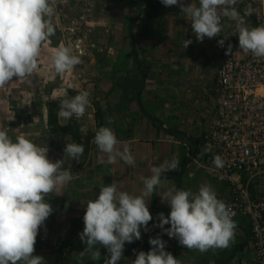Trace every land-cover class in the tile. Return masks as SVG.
Segmentation results:
<instances>
[{"label":"crops","instance_id":"1","mask_svg":"<svg viewBox=\"0 0 264 264\" xmlns=\"http://www.w3.org/2000/svg\"><path fill=\"white\" fill-rule=\"evenodd\" d=\"M181 2L198 4V0ZM244 8L237 5L241 14ZM248 21L253 27L250 17ZM53 23L55 35L42 48L39 70L29 78L30 83L13 77L0 90L7 99L0 100V130L7 129L13 141L24 134L37 145H47L48 158L55 162L65 160L64 148L73 142L70 135L61 130L54 132L49 126V103L61 102L85 84L98 97L97 102H102L98 107L102 116L96 120L91 115L79 124L87 129L80 131L84 154L80 162L65 160L62 165V170H70L73 178L45 198L53 211L37 237L62 240L75 251L83 252L86 245L79 235L85 227L83 217L88 201L98 197L100 187L115 182L118 191L141 195L143 178L152 175L151 168L174 155L179 156V170L162 173L156 193L146 198L153 216L148 227L159 213L170 214V206L162 202L161 195L174 187L198 192L201 184H208L227 205L230 188L219 183L213 172L204 167L200 152L193 146V141H201L208 130L214 107V102L204 99L203 86L195 81L200 74L212 75L217 57L219 66L223 47L218 41L222 38H205L199 42L191 21L180 7H166L161 0L58 1ZM234 36L240 49L238 34ZM189 39L192 43L185 48ZM62 42L73 46L79 42L76 50L82 60L63 78L54 73L49 63L50 50ZM48 82L59 86L55 85L46 97L42 91ZM26 94L30 97L24 98ZM15 100L24 110L31 107L29 113L12 110ZM58 120L60 126L72 122ZM102 126L110 127L116 134L120 141L117 148L130 149L134 166L119 157L115 163L108 162V154L93 143L95 131ZM235 221V242L227 249L202 253L187 249L164 232L160 238L167 242L165 250L180 264H255L249 222L242 217ZM144 231L142 227L141 233ZM127 245L126 242L125 248ZM98 248L102 249L101 257L105 261L109 257L107 249L101 245ZM33 255L51 264L50 250H35Z\"/></svg>","mask_w":264,"mask_h":264},{"label":"clouds","instance_id":"2","mask_svg":"<svg viewBox=\"0 0 264 264\" xmlns=\"http://www.w3.org/2000/svg\"><path fill=\"white\" fill-rule=\"evenodd\" d=\"M241 0H198L185 4L181 0H161L166 6H179L182 14L191 21V28L199 42L214 38L223 32L221 15L235 22L233 35L238 34L239 47L256 59H264V23L249 27L247 17L261 16L264 0L260 7L248 5L243 14L237 9ZM58 0H0V89L13 79L30 83L29 78L39 70L42 48L55 35L53 17ZM226 39V37H225ZM225 39L218 41L223 47ZM192 40H187V48ZM73 45L60 43L50 50L49 63L54 73L61 78L82 63L81 53ZM232 51V45L227 48ZM88 91H80L73 97L61 100L57 116L63 120L75 117L80 120L91 106ZM90 117V116H89ZM88 118V117H87ZM85 120V119H84ZM113 120L110 118L108 123ZM86 127L80 128L86 132ZM93 143L108 154V162L115 163L117 157L127 165L134 166L135 158L128 147L121 151L120 143L110 127H99ZM85 151L83 144L67 143L65 160L80 162ZM212 151L209 143L203 153ZM47 145L40 146L24 134L9 136L7 129L0 130V264H46L41 256L33 255L40 227L53 209L46 197L72 180L70 170H62L65 160L51 161ZM216 169H223L225 162L217 154L213 157ZM180 160L174 155L159 166L151 168L152 175L143 178L141 195L118 191L117 185L100 187L97 198L87 203L84 230L80 239L86 247L81 256L90 253L91 259L101 257L96 245H101L109 254L104 264H118L125 243L141 239V228L148 231L153 216L147 206V197L156 193L161 184L162 173L179 170ZM162 196V202L170 206V214H158L162 229L170 238H176L187 249L207 252L210 249H227L235 242L236 221L231 209L218 199L215 190L201 184L198 192L191 189H175ZM52 200V199H51ZM165 228V225H169ZM151 250L140 251L132 264H180L166 251V241L159 236L150 238ZM135 251V250H134Z\"/></svg>","mask_w":264,"mask_h":264},{"label":"built area","instance_id":"3","mask_svg":"<svg viewBox=\"0 0 264 264\" xmlns=\"http://www.w3.org/2000/svg\"><path fill=\"white\" fill-rule=\"evenodd\" d=\"M238 5L260 7L261 0H241ZM250 19L253 27L264 23V7L259 18L253 14ZM225 37L210 95L214 102L213 116L203 139L198 143L193 141V146L200 152L204 167L213 172L219 183L230 188L227 206L234 220L240 217L248 220L255 264H264V59L258 60L239 49L233 32ZM229 44L232 45L231 53L227 51ZM85 90L90 94L88 87L80 86L72 96ZM89 99L91 102L90 95ZM92 107L91 102L80 120L75 117L72 120L80 122L91 116ZM209 143L212 151L202 154ZM217 154L225 162L223 169L213 165V157ZM158 223L156 218L149 230L141 233L140 240L128 243L119 264H132L140 251L151 250L150 238L163 233L155 226ZM35 250H50L51 264H70L71 246L62 240L38 236Z\"/></svg>","mask_w":264,"mask_h":264},{"label":"rangeland","instance_id":"4","mask_svg":"<svg viewBox=\"0 0 264 264\" xmlns=\"http://www.w3.org/2000/svg\"><path fill=\"white\" fill-rule=\"evenodd\" d=\"M221 20H222V24L224 25L223 32L219 36H217V38L220 37V38L223 39L226 35H228L229 33H231L234 30V28H235V22L232 21V20H229V19H227L225 17H223L222 15H221ZM248 25L250 27L249 21H248ZM215 57H217V56H215ZM218 61H219V59L217 57L216 61L213 64V66H214V69L213 70L214 71H212V75L211 76L200 74V75H198L199 81H198V79L195 81L196 83L199 82L198 84H200V85L203 86L201 88V92H203V97H204V99L210 101L211 104L213 103V100L211 99L210 95H211L212 88L215 86V82H216V73H214V72L217 71ZM49 83L50 82H48L43 87V91H42V94L44 96H46V97H49L50 96L49 94H51V92H52V90H53V88H54L55 85L59 86V83H55V82H53L51 84H49ZM80 86L88 87L85 84H82ZM204 87H206L207 90H205ZM0 90H2V89H0ZM89 91H90V96H91V102H92V105H93L92 111H91V113H92L91 115L96 120H98L97 111L100 110V109H98V107L101 105L102 102L101 103H98L97 102V98L98 97L95 95V93H93V91L91 90V88H89ZM5 94L6 93H4L3 91L0 92V100L6 99L5 98ZM29 97H30V95L26 94L24 98H29ZM70 97H73V96L72 95H69L68 98H70ZM21 98H23V97H20L19 99H21ZM17 99L18 98H16V100ZM103 102H105V101L103 100ZM24 107H26V106H24ZM15 109H17V111L23 110V112L25 114H28L29 113V110H31V107H29V109L26 107L25 110H24V109H22V108L19 107V104L16 101L15 102V107L12 108V110H15ZM101 116H102V114H101ZM151 120H152V118H151ZM71 121H73V120L71 119ZM83 121H80V122L73 121V122L74 123H77L79 125ZM160 131H161V129H160ZM70 141L71 142H74L73 139H72V137H71V140ZM67 244H69L71 246V250H70V264H92L91 261H90V259H91L90 253L88 255H86V256H84V255L81 256V252L75 251L74 250V247L70 243H67ZM98 246H99V244L96 245V250H100L101 255H102L103 254V251H102V249L98 248ZM93 264H104V259L102 257H100V259L98 261H95Z\"/></svg>","mask_w":264,"mask_h":264},{"label":"trees","instance_id":"5","mask_svg":"<svg viewBox=\"0 0 264 264\" xmlns=\"http://www.w3.org/2000/svg\"><path fill=\"white\" fill-rule=\"evenodd\" d=\"M50 110H49V126L52 127V130L54 132L56 131H63L65 135H70L75 143L82 144L81 141V135H80V126L77 123H74L73 121L65 126L59 125V120L57 116L58 108L60 105V102H51L49 103ZM98 119L101 117L100 110L97 111ZM197 142H201L200 140H197ZM64 242V241H63ZM66 243V242H64Z\"/></svg>","mask_w":264,"mask_h":264}]
</instances>
